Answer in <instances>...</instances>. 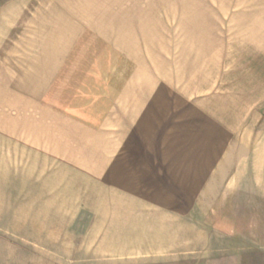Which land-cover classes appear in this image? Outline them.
Here are the masks:
<instances>
[{
    "label": "rangeland",
    "instance_id": "obj_1",
    "mask_svg": "<svg viewBox=\"0 0 264 264\" xmlns=\"http://www.w3.org/2000/svg\"><path fill=\"white\" fill-rule=\"evenodd\" d=\"M263 3L0 0V264H264L263 61L250 38ZM126 78L168 86L179 109L154 132L135 108L121 117ZM191 112L233 131L201 188ZM234 178L236 236H219L232 189L217 186ZM168 202H192L188 237L157 235L176 228Z\"/></svg>",
    "mask_w": 264,
    "mask_h": 264
},
{
    "label": "crops",
    "instance_id": "obj_2",
    "mask_svg": "<svg viewBox=\"0 0 264 264\" xmlns=\"http://www.w3.org/2000/svg\"><path fill=\"white\" fill-rule=\"evenodd\" d=\"M264 2V0H263ZM261 14H254L253 19H251V24H250V38H251V48L253 47V54H254V59L256 60H261L263 61V66L262 70L259 68L261 72H253L252 74L255 77H262L263 78V92H264V3H263V11ZM252 38H253V43H252ZM57 64L53 63L52 60H46L45 66L50 69L51 67L54 69L56 68V65L58 64V59L56 60ZM59 67V66H57ZM140 73V72H139ZM141 73H144L143 70H141ZM129 75L126 77L128 78ZM131 76V75H130ZM125 79L122 84L119 85L120 87V106H121V117H122V112L124 108L128 110V108H135V113L132 114V116H135L137 119H139L140 115L151 117V127L152 131L156 130L157 124H159L158 120H161L162 117V122L167 120L169 118L170 109H176L177 111L179 108H177V103L173 102L170 98L172 95H170V89L168 86H160V85H151L149 82H147V85L144 83L139 84L138 82H128V79ZM127 80V81H126ZM126 81V83H125ZM156 94H161L163 97V102L162 106H160V98ZM145 106H147L145 108ZM180 107V106H179ZM144 109H148V111H144ZM160 109L165 110L164 112L159 111ZM186 109V108H184ZM143 110V111H142ZM236 110V106H235ZM174 111V112H175ZM202 112V111H201ZM193 115V121H197L196 125V133L200 135L201 141L206 142V145L204 144V148L202 152L196 153L195 155L198 156L199 158H203L201 161L203 163V166L201 167H195L192 168L194 169L193 172V181L194 183L192 184L195 188H201L204 185L207 184L208 181V173L212 170L213 164L219 163V165L224 166V157L227 155L229 152L228 145L230 142V136L232 135L233 131L232 129L227 126L223 120L216 121L214 123H208V117L205 115H202V113L199 112V114L191 112ZM180 118H188L187 116H190L189 110H185L180 113ZM240 116H236L235 113V125L240 123L238 122V118ZM192 118V117H191ZM158 119V120H157ZM161 122V121H160ZM161 122V123H162ZM196 122H194V125ZM150 127V128H151ZM200 141V140H199ZM166 161V160H165ZM197 160H195L196 162ZM200 161V160H199ZM221 167V166H219ZM222 169V167H221ZM167 171V170H165ZM169 172V171H167ZM192 172V171H191ZM218 188H221L223 190L225 189H232L230 192H224L226 193L225 195H229L230 197L219 199V205L224 206L227 204V206H232L231 209V223L230 227L227 224L224 223H217L216 225V232L219 234V236H232L235 237V230H237V225H235V178L232 180H222L220 181L219 185L217 186ZM223 193V194H224ZM192 205V202H186L184 204H179V203H174L172 204L171 202L168 203H163L160 207L162 211H165L168 213V216L171 217V221L174 223V231H169L167 232H158L157 235L162 236V237H171V236H177V237H188L189 233H191L192 226L189 223L192 221L193 217L189 213L192 212L190 209ZM224 209V208H223ZM191 211V212H190ZM228 220V219H227ZM188 229L187 228H179V226H182L181 224L187 223ZM186 225V224H185ZM187 229V230H186ZM230 232H227L229 231ZM173 232V233H172ZM191 235V234H190ZM238 236V235H237ZM180 241V240H179ZM174 242L176 244H179V250L181 247H188V251H191V242L190 240L186 241L185 240L182 242ZM161 243V242H160ZM164 245H171L170 241L162 242ZM162 244V245H163ZM182 244V245H181ZM175 247V245L173 244ZM184 250H187L186 248Z\"/></svg>",
    "mask_w": 264,
    "mask_h": 264
}]
</instances>
